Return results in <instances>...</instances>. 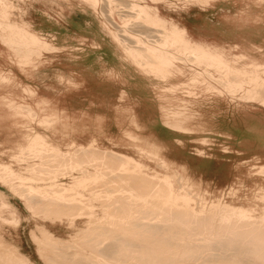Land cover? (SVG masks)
<instances>
[{
	"label": "bare ground",
	"instance_id": "bare-ground-1",
	"mask_svg": "<svg viewBox=\"0 0 264 264\" xmlns=\"http://www.w3.org/2000/svg\"><path fill=\"white\" fill-rule=\"evenodd\" d=\"M35 1L38 0H0V187L10 191L32 213L40 234L37 235L33 231L31 236L43 258L48 259L45 252L53 249L59 240L45 225V221L52 220L66 221L69 227L78 233L68 235L71 241L90 240L95 249L106 241L112 240L115 244L120 235L125 236L124 239L127 238L121 245H118L119 239L116 244L118 250L115 252L110 251L112 247L109 250H102L101 254L99 253L100 258H96L98 264H169L170 262L164 260L161 255L165 258V254L172 251H169L170 248H174L175 242L172 247L165 242L162 245L160 243V246L143 245L145 247H137V244L134 247L133 244H129L133 232L127 227L145 210L159 211L161 216L166 218H160L164 222L177 219L175 224L178 222L196 223V226L198 223L201 226L218 224L221 229H225L223 232L228 236L232 235V239L243 237V242H255L256 247L263 253L262 158L255 157L246 166V177H254L252 183H246L245 178L239 175L226 196L202 179L194 178L186 162L181 163L170 158L164 141L142 123L133 109H120L118 112H124L126 116L111 120L105 113L93 114L83 111L72 114L61 99L44 96L32 72L35 69L54 66L56 64L54 59L57 60V55L66 52V47L60 44L57 31L38 29L28 18L30 9L35 10V13L39 10L34 6ZM50 1L60 10L56 17L46 12L42 13L52 25H61L60 22L73 18L70 12H66V9H75L73 0ZM74 1L82 2L93 10L96 22H90L87 26H99L103 40L120 54L123 63L150 80L159 102L161 123L177 133L195 137L197 144L202 147L197 151L198 155L205 154L204 147L211 142L212 135L236 137L235 130L227 129L221 123L234 100L239 98L264 107V39L245 45L220 44L211 37L198 35L196 29L183 18L184 11L199 8L207 13L216 8L225 10L227 5H238L241 2L247 3V9L227 18L243 21L246 25H263L264 0ZM124 4V9L129 8L127 12L120 7ZM251 8L259 9L261 12L252 14ZM16 11L20 14V20L15 18ZM133 20L139 24L136 26L134 23L133 27L136 28L131 31L129 25ZM120 31H123L124 35H121ZM82 43L84 45V41ZM89 49L78 50L80 52L78 56L104 50L97 42H93ZM117 68L121 70L120 64L112 63L105 70V77L109 80L118 78L124 83L136 81L134 77H122L120 75L122 72H118ZM123 71L126 72L124 69ZM54 78L61 84L77 87L76 79L64 78L59 73H55ZM85 81L86 79H82V83ZM121 96L120 99L130 97L125 91ZM110 122H114L117 127V135L109 133ZM238 168L241 169L242 166L239 165ZM178 184H181V188ZM4 193V190H0V228L4 225L18 226L21 220L19 214ZM115 200L122 203L121 211L120 208L118 211H110L111 206H107ZM174 213L177 218L167 219L169 216L173 217ZM83 220L87 231L80 232L77 222ZM101 222L105 225L100 224ZM98 226L105 228L99 230ZM199 229L201 232V228ZM150 230L147 226V231ZM158 232L161 236L160 231ZM159 238L158 240H161ZM3 239L2 237V241ZM152 240L151 242H155ZM2 241L0 240V243ZM219 243L217 244L220 245ZM212 245L218 249L222 247L221 245L217 247L216 243ZM105 247L110 246L107 247L106 244ZM215 251V254L220 255L219 251ZM228 251L222 252L228 255L226 254ZM260 254L257 253L259 256ZM219 255L217 256L220 259L222 254ZM225 255L227 259L228 256ZM232 255H235L233 256L235 258L237 256L235 253ZM16 256L8 259L0 257V264L31 262L21 254L16 253ZM65 257L63 258L66 259ZM196 257L198 258L197 255ZM79 259L81 260L80 256ZM79 259L78 261L76 259L78 264ZM73 260L75 262V258ZM199 260L196 261L198 264ZM63 262L66 263L65 260ZM228 262L231 264L230 259ZM228 262L226 264H229Z\"/></svg>",
	"mask_w": 264,
	"mask_h": 264
},
{
	"label": "rangeland",
	"instance_id": "rangeland-1",
	"mask_svg": "<svg viewBox=\"0 0 264 264\" xmlns=\"http://www.w3.org/2000/svg\"><path fill=\"white\" fill-rule=\"evenodd\" d=\"M72 2H73V5L75 6V9H73V10L72 9H66V12H70L72 14L73 18H71L68 21L60 22L61 25H54V24L52 25L51 24L52 22H50L47 18H45L42 15L43 12H46V13H49V14L53 15L54 17H56L58 15V13L60 12L59 8L54 7L50 0L35 1L34 6H37L39 8L38 12H36V13H35V10H31L30 9L31 7L29 6L30 10H29L28 18L31 19L35 23V26L38 29L45 30V31H57L59 33L58 39L61 42L60 44L62 46L66 47V52H64L60 55H57V58H56L57 60L54 59V61L57 65L55 64L54 66H52L50 68L44 67L41 69H35L32 72V75H33L36 83L38 84V86L41 88L43 95L47 96V97H52V98L56 97V98L61 99L64 102L65 106L70 110V112L72 114H76V113L83 112V111H88V112L93 113V114L105 113L108 118L113 120L116 118H122V117L126 116L125 115L126 113L118 112V110H120V109H133L139 115L142 123L146 124L150 128V131L154 132L162 141H164V143L167 146V155L170 158H172L178 162H181V163L186 162L190 168L189 172L194 176V178L202 179L204 182L209 183L213 189L218 190L220 192H223V194H225L226 196L228 194L230 186L233 184V182L237 179V177L239 175H242V177L245 178L246 183L251 184L252 181L254 180V177L253 178L246 177V174H245L246 166L255 157H261L262 162L264 163V107L260 106L256 102L247 103L243 100H240L239 98L234 100V103H232L229 106L228 114L223 117V120L221 123H222L223 127L230 129V130H235L237 132L236 137L227 138V137H224L221 135H219L220 136L219 137L218 134L212 135L211 136V142L209 143L212 145L207 144L204 147L205 154L202 156L198 155L197 151L199 149H201L202 147L199 144H197L195 137H190V136L185 135V134L177 133V132L167 128L166 126H164L161 123V121H160L161 113L159 110V102H158V99L156 96V92L153 91V88L150 84V80L147 79L145 76L141 75L140 73H138V71L134 70L129 65H125V63H123V59L120 56V54H118L115 51V49L109 45V43H107L105 40H103V35L101 34V32L99 30V26H96V25H92V27L87 26L90 22H92V23L96 22L95 21L96 17L92 13L93 10H91L89 8V6H86L82 2L74 1V0ZM17 7H19V6H17ZM120 7H122L124 11L126 10V9H124L125 4L123 6L120 5ZM250 7H252L251 4H250ZM246 9H247V3H241V2H239L238 5H231V4L227 5L225 7L226 11L224 9L221 10L220 8H216V9L210 10L209 12L207 11V13H204L203 12L204 10L201 11V9L196 8V9H192L191 11H184L183 12V18L191 26H193L196 29V32L198 35L211 37L214 40H216L217 42H219L220 44L232 45V44L240 43V44L245 45V44L252 42V41H255V40L260 41V39H264V24L258 25V26L246 25V24H244L243 21L233 20V19L227 18V16H233V15L237 14L239 11L246 10ZM128 10H129V8H128ZM128 10H126L125 12H127ZM250 12L252 14H255V13H260L261 10L256 9V8H251ZM15 18H17V20H20V14L17 11L15 12ZM241 22H243V23H241ZM134 23L136 24V26L139 24L138 21L133 20L129 25V28H131L130 29L131 31L134 28H136V27H133V26H135ZM220 25H221V27H220ZM120 33H121V35H124L123 31H120ZM70 35L74 36V37L71 38ZM82 41H84V45H83ZM134 41L135 40H133V42ZM93 42H97L98 44L102 45L104 50L103 51L102 50L97 51L96 53L90 52V53H88V55L86 54L83 56H78L80 54V52L78 50H80L82 48H86V49L88 48L89 49V47L93 44ZM102 55H104V56H102ZM112 63H116V64L119 63L120 64L121 70H120V68H119V70L117 68V71L122 72V73H120V75L122 77L123 76L134 77L136 81L131 82V83L130 82L124 83L123 81H120L118 78H115L114 80L107 79L104 75V72L108 67L111 66ZM100 66H102V67H100ZM123 69L126 72H124ZM55 73H59V74L63 75L64 78H67V79L68 78L69 79H76L78 81L77 87H73V86L70 87V85L68 86V85L59 83L56 80V78H54ZM101 77H103V78H101ZM82 79H84V80L86 79V81L84 83H82ZM123 91L127 92L128 95H130V97H125L124 99H120L122 97L121 95H122ZM108 131H109V133H111L113 135L118 134V129L115 126L114 122H110L109 127H108ZM230 143H231V145H230ZM228 151H230V152H228ZM239 154H241V155H239ZM239 165L242 166L241 169L238 168ZM178 187L181 188V184H178ZM0 190L5 191L4 194L7 197L8 202H10L12 205H14V207L16 208V210L19 214V217L21 219L18 226L4 225L0 228V237H1L0 240L2 241V237L4 238L3 239L4 241H2L0 243V257H2L4 259H8L10 257L16 258L17 257L16 253H17V255L21 254V255L25 256L26 259L29 260V262L31 261L30 264H47V262L55 264L57 262V260H58V262H60L59 264H73V262H74L73 259L75 258V262H77L79 259V256H80L81 260L79 259L80 260L79 264L80 263L98 264L99 261L96 258H98V257L100 258L99 255L101 254L102 250H105V249L109 250L112 247L111 248L112 250H110V251L115 252L116 250H118L117 246L121 245V242H124L127 240V238L124 239L125 236L120 235L117 237L115 244L113 243L112 240H111L112 243H110L111 241H106L104 243L105 245L102 244L103 246L100 245L101 247H99L98 249H95L94 244H92L93 242H91L90 240L80 241L79 239H75L76 241L75 240L71 241L69 236L71 234H76L77 232L74 231L75 229L69 227V225L66 221L53 222L52 220H47V221H45V225H46L47 229L50 232H52L55 236H57V238H59L58 242H56L54 244V248L47 250V253L45 252V254H46L45 257L48 259H51V261L48 259H47L48 260L47 261L45 258H43L42 254L38 251V249H37L38 247H37L35 241L33 240L32 236H31L32 233H34L33 231H35V234H37V235L40 234L39 230L36 227V222L32 218V213L30 211H28L24 207L23 202L21 200L17 199L16 197H14L10 193V191L2 189L1 187H0ZM107 206H111L110 211H118L119 208H120L119 211L122 210V203L118 200H115L114 202L108 203ZM152 211H153V213L150 214L149 212H152ZM152 211L149 210V211H147L148 212L147 213L145 210V211H143L144 213L138 214V215H140V217L138 216L139 218L138 217L134 218L133 219L134 221L132 222V224L127 227V228H129V230L131 232H133L132 235L130 236L131 239H129L130 240L129 244L130 245L133 244V246L135 244H137V247L138 246L141 247L143 245L160 246V245L164 244L163 242H165V243H168L169 245L171 244V247H172L173 242H175L174 246H173L174 248H170L169 251H171V250L172 251L167 252L165 254V258L163 257V255H161L164 260H167L168 263L170 262L169 264H171V263L173 264V262L175 264V261H176V264L177 263L178 264H193V263L198 264V262H196V261L199 260L198 259L199 257L202 258L204 255H205L203 257L204 260H202L203 258L200 259L199 264H201L202 262H203V264L209 263V262H211L209 264H212V263L213 264L214 263L226 264V262H228L229 259L231 262L232 257L235 256V255H232V253L233 254L235 253L238 257L236 256L237 259L235 257H233L231 264H233V263L237 264L241 260L242 261L240 262V264L241 263L245 264L247 262H249V264H252V263L253 264H255V263L256 264H258V263L264 264V252L261 253L262 251L256 247L257 245L255 244V242L254 243H251V242L247 243V241L243 242V239H242L243 237L242 238L239 237V239H232V235L228 236V234L226 232H223V231H225V229H221L218 224H216L214 226H203V225L201 226L198 223L197 224L198 227L196 226V223L195 224L194 223H189V224L182 223L183 224L182 225L181 222L180 223L178 222V224H175V223H177V219H175V218H177V217H175L176 213H174L173 217L171 216L172 218L170 216L167 218L170 220L174 218L176 221L172 220V221H165L164 222V220H161V219H166V218L162 217L161 213H159V211H155V210H152ZM154 211L157 212V214ZM144 214H146V215H144ZM152 214L153 215L155 214L154 216H157V217L154 218V216ZM148 217H150V218H148ZM149 219L151 221H149ZM147 221H149V222H147ZM155 221H157V222H155ZM167 222H169V223H167ZM100 224L105 225V223H103V222H101ZM77 225H78V229H79L78 231H80V232H82V230L84 232L87 231L86 223L84 220H83V222L78 221ZM178 225H179V227H177ZM147 226H148V230L152 229L154 232L152 233V230L147 231ZM150 226H151V228H150ZM182 226H183V228H181ZM98 227H99V230L102 227L105 228L104 226H98ZM143 227H145L146 229ZM153 227H155V228L153 229ZM167 227L169 229H167ZM202 227H204V228H202ZM103 228L101 230H103ZM163 228H164V230H163ZM199 228H201L202 233L200 232ZM214 228H216V229H214ZM159 229H161V230H159ZM170 230H172V231H170ZM145 231H147V233H145ZM158 231H160L161 236H159L160 234ZM173 231H175L174 234H173ZM211 231H213V232L210 233ZM215 231H217V232H215ZM162 232H163V235H162ZM87 233H89V232H87ZM134 233H135V235H134ZM154 233H155V235H154ZM156 233H158V234H156ZM151 234H153V235H151ZM166 234H167V236H166ZM182 234H183V236H182ZM226 234H227V236H226ZM145 235L147 236L146 238L143 237ZM172 235H175V236L172 237ZM201 235L203 237H201ZM135 236L137 238H135ZM132 237L134 238V240H132L133 239ZM159 237L161 238V240H158ZM213 237H214V239H213ZM226 237H228V238H226ZM151 238L155 242H151V240H152ZM119 239H120V242L118 243V245H116L117 242L119 241ZM155 239H157L158 241ZM224 239L226 240V242ZM228 239H229V241H228ZM148 240H150V241L148 242ZM202 240H204V241H202ZM190 241H191V244H190ZM240 241H242L243 244H242V242L240 243ZM157 242H159V243H157ZM178 242H180V243H178ZM228 242L230 244H228ZM88 243H90V244H88ZM215 243H216L217 247H220V245L222 247L223 246L224 247L223 248L220 247L218 249L214 245H212ZM217 243H219L220 245H218ZM106 244H107V247H109V246L110 247L106 248L105 247ZM182 244H183V247H182ZM227 244L230 247H228ZM237 244H239V245H237ZM252 244L254 247L252 246ZM189 245H190L191 249H190ZM193 245H194V247H193ZM195 246H196V248H195ZM69 247H70V249H69ZM143 247H145V246H143ZM203 247H205L207 249H205ZM210 247H211V249H210ZM255 247L257 248V250ZM65 248H67V249H65ZM71 248H74L75 250L71 249ZM102 248H104V249H102ZM193 248H194V250L192 251ZM247 248H250L251 250H248ZM59 249L61 251H59ZM64 249L68 250V251L65 252ZM113 249H115V250H113ZM212 249L217 250V251L214 250L215 252L219 251L220 255L222 254L221 256L223 257L224 260H226V262L224 260H222V257L219 259V257L217 256V255H219V253H216L217 254L216 255ZM220 249H221V251H220ZM222 249H224V250H222ZM254 249H255V251H253ZM54 250H55V252H54ZM228 250L230 252H232V251L233 252L229 253ZM246 250H247V252H246ZM222 251H224V252L228 251V252H226V254H228V255H225V253H223ZM249 251H253V253H250ZM18 252H20V253H18ZM63 252L65 253V255ZM239 252L241 253V255H238V254H240ZM256 252L259 254L261 253L263 256L261 254H260V256L257 255ZM54 253H55V255H54ZM66 253L67 254L69 253L71 255L73 254L72 255L73 257L69 254L66 255ZM191 253L192 254L195 253V255L192 256ZM201 253H203L204 255L203 256L200 255ZM254 253H255V255H254ZM211 254L214 256L213 257L214 261H213ZM223 254L225 256H228V257L231 255V257H229V258L227 257V259H228L227 260V259H225L226 257H224ZM77 255H79V256H77ZM186 255H187V258H186ZM196 255L198 256V258L196 257ZM210 255H211V258H209ZM64 256H66L65 257L66 259L63 258ZM215 256H216V258H215ZM239 256H241V258H239ZM57 257H60V258H57ZM170 257H173V258H170ZM180 257H181V259H180ZM249 257H251V258L253 257V259H251ZM259 257H261L262 259ZM68 258H70V259H68ZM207 258H208V260H207L208 262L205 260ZM217 258L220 261H218ZM76 259H77V261H76ZM82 259H83V261H82ZM170 259H171V261H170ZM177 259H178V261L180 260V262H178ZM52 260H53V262H52ZM64 260L66 261V263L63 262ZM70 261H71V263H70ZM181 261H183V262H181ZM58 262L56 264H58ZM75 262H74V264H78V262L77 263H75Z\"/></svg>",
	"mask_w": 264,
	"mask_h": 264
}]
</instances>
